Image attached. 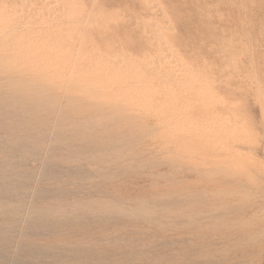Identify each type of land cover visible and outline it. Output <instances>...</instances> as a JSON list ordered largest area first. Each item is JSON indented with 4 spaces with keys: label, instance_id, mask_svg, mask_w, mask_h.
Wrapping results in <instances>:
<instances>
[{
    "label": "rangeland",
    "instance_id": "1",
    "mask_svg": "<svg viewBox=\"0 0 264 264\" xmlns=\"http://www.w3.org/2000/svg\"><path fill=\"white\" fill-rule=\"evenodd\" d=\"M63 1L0 0V264H264V0Z\"/></svg>",
    "mask_w": 264,
    "mask_h": 264
},
{
    "label": "bare ground",
    "instance_id": "2",
    "mask_svg": "<svg viewBox=\"0 0 264 264\" xmlns=\"http://www.w3.org/2000/svg\"><path fill=\"white\" fill-rule=\"evenodd\" d=\"M25 1H27V0H25ZM53 0H41V3H42V5H45V4H47V2H52ZM68 1V0H67ZM31 2V1H30ZM64 3H65V0L63 1ZM142 2V1H141ZM25 3V2H24ZM33 3H36V2H33ZM37 3H38V1H37ZM143 3V2H142ZM149 2L147 1V4H148ZM33 5V4H32ZM64 6L66 5V4H63ZM67 5H68V3H67ZM144 5V4H143ZM33 6H35L36 7V5H33ZM53 6V5H52ZM42 7V6H41ZM48 7V6H47ZM147 7H149L148 5H147ZM55 8H56V6H55ZM67 8V7H66ZM129 8H131V7H129ZM22 9V8H21ZM49 9V8H48ZM49 10H51V9H49ZM58 10V9H57ZM148 10H150L149 8H148ZM38 11V10H37ZM150 11H152V10H150ZM184 11V10H183ZM41 12V11H40ZM63 12H64V10H63ZM17 13V12H16ZM19 13H21V12H19ZM138 13V12H137ZM150 13V12H149ZM148 13V14H149ZM153 14V12L151 13V15ZM58 15V14H57ZM150 15V14H149ZM17 16H18V14H17ZM54 16V15H53ZM16 17V16H15ZM55 18V17H54ZM17 20V19H16ZM20 20V19H19ZM27 20H29V19H27ZM21 21H23L22 19H21ZM39 21V20H38ZM145 21V20H144ZM46 22H48V21H46ZM51 22V21H50ZM146 22H148V21H146ZM29 23V22H28ZM36 23H37V20H36ZM36 23H33L34 25H36ZM157 23V22H156ZM30 24V23H29ZM137 25V24H136ZM33 29V28H32ZM208 30V29H207ZM51 36H52V34H51ZM45 40V45L44 46H47V47H44V46H42V47H40V51H41V53H39L38 55L39 56H48L50 59H52L51 58V56H52V54L50 53V52H47V51H50L49 50V47H51L53 44H54V40L53 39H51V38H49V37H47V38H45L44 39ZM135 40V39H134ZM151 41V40H150ZM59 43V42H58ZM152 43V42H151ZM253 44V43H252ZM188 50V49H187ZM45 54V55H44ZM125 55V54H124ZM123 55V56H124ZM45 56V57H46ZM116 56H117V54H116ZM115 56V57H116ZM122 57V56H121ZM47 58V57H46ZM126 59L127 57H126V55H125V57H123L122 58V61H123V59ZM136 58V57H135ZM116 59L118 60V58L116 57ZM115 61V60H114ZM154 61H155V59H154ZM116 62V61H115ZM125 62V61H124ZM41 62H39V63H37L36 62V67H39V65L40 66H46L47 64H50L51 63V60H47V61H45V63H41ZM123 63V62H122ZM212 68V67H211ZM71 102V101H70ZM114 145V144H113Z\"/></svg>",
    "mask_w": 264,
    "mask_h": 264
}]
</instances>
